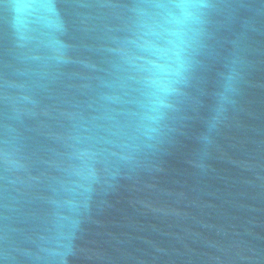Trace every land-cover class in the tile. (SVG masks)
Wrapping results in <instances>:
<instances>
[{
    "label": "water",
    "instance_id": "obj_1",
    "mask_svg": "<svg viewBox=\"0 0 264 264\" xmlns=\"http://www.w3.org/2000/svg\"><path fill=\"white\" fill-rule=\"evenodd\" d=\"M0 264H264V0H0Z\"/></svg>",
    "mask_w": 264,
    "mask_h": 264
}]
</instances>
